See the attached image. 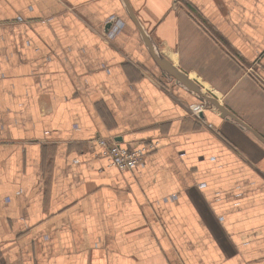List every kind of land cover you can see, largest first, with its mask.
I'll use <instances>...</instances> for the list:
<instances>
[{
	"label": "crops",
	"instance_id": "obj_1",
	"mask_svg": "<svg viewBox=\"0 0 264 264\" xmlns=\"http://www.w3.org/2000/svg\"><path fill=\"white\" fill-rule=\"evenodd\" d=\"M260 138L264 0H0V264H264Z\"/></svg>",
	"mask_w": 264,
	"mask_h": 264
},
{
	"label": "built area",
	"instance_id": "obj_2",
	"mask_svg": "<svg viewBox=\"0 0 264 264\" xmlns=\"http://www.w3.org/2000/svg\"><path fill=\"white\" fill-rule=\"evenodd\" d=\"M114 21H111V23ZM119 26L109 34L114 38L122 25L119 20ZM110 33V32H109ZM157 149L156 143L138 145L132 148L121 146L114 140L99 139L91 143L90 150L95 152V157L106 159L111 166L120 171H133L143 165L147 156ZM173 199H176L174 196Z\"/></svg>",
	"mask_w": 264,
	"mask_h": 264
},
{
	"label": "water",
	"instance_id": "obj_3",
	"mask_svg": "<svg viewBox=\"0 0 264 264\" xmlns=\"http://www.w3.org/2000/svg\"><path fill=\"white\" fill-rule=\"evenodd\" d=\"M112 24V23H111ZM109 26L111 27V25L109 24ZM163 66L165 67L166 71L168 72V74L173 77L175 80H177L179 83H181L182 85H184L185 87H187L190 90H194L197 93H200V90L197 89V83L194 82L192 79H190L185 73L181 72L180 70H178L177 68L173 67L167 60L163 59L162 60ZM197 87V88H196ZM212 103H214L216 106H218L219 108H222L225 111V108H223L222 106H219L217 101L215 99H211ZM227 112V111H226ZM229 115H231L230 113H228ZM261 139V138H260ZM263 142L264 140L261 139Z\"/></svg>",
	"mask_w": 264,
	"mask_h": 264
}]
</instances>
